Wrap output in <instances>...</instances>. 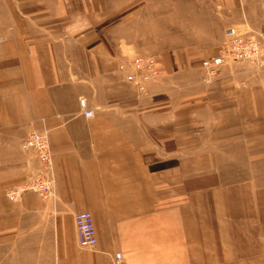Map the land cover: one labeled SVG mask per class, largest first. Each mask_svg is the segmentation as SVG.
<instances>
[{
    "label": "crops",
    "instance_id": "crops-1",
    "mask_svg": "<svg viewBox=\"0 0 264 264\" xmlns=\"http://www.w3.org/2000/svg\"><path fill=\"white\" fill-rule=\"evenodd\" d=\"M102 4L20 0L0 31V264H264V73L207 75L220 38L152 55L162 75L141 92L118 69L139 52ZM229 8L264 37V0ZM30 131L47 134L53 198L11 201L40 168L20 148Z\"/></svg>",
    "mask_w": 264,
    "mask_h": 264
},
{
    "label": "rangeland",
    "instance_id": "rangeland-1",
    "mask_svg": "<svg viewBox=\"0 0 264 264\" xmlns=\"http://www.w3.org/2000/svg\"><path fill=\"white\" fill-rule=\"evenodd\" d=\"M95 1V0H94ZM112 22H121L117 33L135 46L139 55H154L181 45L222 40L223 29L233 24L235 14L229 0H100ZM20 0H0V31ZM98 6V5H97ZM97 8V7H96ZM114 13V16H111ZM115 16L119 17L116 21ZM253 30V29H252ZM255 31V30H253ZM116 32V30H115ZM257 32V31H255ZM261 34V32L258 31ZM262 35V34H261ZM252 73H264V65L250 67Z\"/></svg>",
    "mask_w": 264,
    "mask_h": 264
},
{
    "label": "built area",
    "instance_id": "built-area-1",
    "mask_svg": "<svg viewBox=\"0 0 264 264\" xmlns=\"http://www.w3.org/2000/svg\"><path fill=\"white\" fill-rule=\"evenodd\" d=\"M243 64L251 67L264 65V37L246 25H229L223 29V39L214 55L203 58L200 67L207 75H213L224 65ZM118 69L124 73L125 81L141 92L146 84L162 75V69L152 55H132L119 62ZM84 118L94 116L95 109L88 107L83 98L79 99ZM20 148L32 152L40 163V168L26 184L15 186L7 192L11 201H17L25 190L34 191L41 199L53 198L54 175L51 151L46 133L30 131L22 139ZM73 224L77 244L80 248L93 249L97 243L95 225L89 211L73 214ZM121 254L115 253L113 264H121Z\"/></svg>",
    "mask_w": 264,
    "mask_h": 264
}]
</instances>
